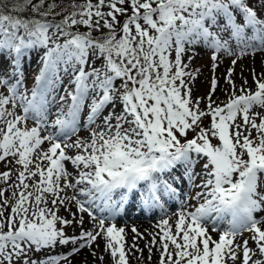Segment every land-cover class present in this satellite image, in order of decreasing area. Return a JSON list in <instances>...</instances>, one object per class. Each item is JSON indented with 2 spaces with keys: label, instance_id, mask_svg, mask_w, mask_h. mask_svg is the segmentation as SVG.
Returning a JSON list of instances; mask_svg holds the SVG:
<instances>
[{
  "label": "snow or ice",
  "instance_id": "6c2138e0",
  "mask_svg": "<svg viewBox=\"0 0 264 264\" xmlns=\"http://www.w3.org/2000/svg\"><path fill=\"white\" fill-rule=\"evenodd\" d=\"M29 7L31 16L20 15ZM262 12L251 0H0V162L10 157L19 166L11 184L12 169L0 173L7 184L0 188V264H72L85 248L97 258L100 240L111 264H130L137 253L143 260L145 249L148 264L154 250L158 264H264V216L256 215L264 211V73L252 70L254 90L246 78L239 88L233 79L238 60L264 52ZM197 46L211 50L213 75L207 95L193 100L200 70L188 71L183 57ZM33 53L40 68L27 87L23 64ZM221 55L235 59L226 99L217 102ZM85 107L89 136L82 138ZM177 180L200 191L155 232L133 226L129 244L114 222L129 195L143 210L164 212V197L179 199ZM72 203L91 229L83 230V215L58 214ZM74 222L81 232L69 236L64 226ZM244 231L250 236L238 243ZM41 251L48 254L34 259Z\"/></svg>",
  "mask_w": 264,
  "mask_h": 264
},
{
  "label": "rangeland",
  "instance_id": "374dc122",
  "mask_svg": "<svg viewBox=\"0 0 264 264\" xmlns=\"http://www.w3.org/2000/svg\"><path fill=\"white\" fill-rule=\"evenodd\" d=\"M251 3L256 5L257 10H264V5H260L259 0H251ZM264 12H262L263 14ZM121 21L123 20V18H120ZM62 42V41H61ZM35 53H33L30 57L26 58L24 60V73H25V84L27 87H31L32 84L34 83V76L38 73L39 68H40V57L37 54L34 58H32L34 56ZM175 53L173 52L172 54V59H174ZM191 56L192 59L191 61H189L188 57ZM249 56V55H248ZM245 56L242 59L238 60L236 66H235V71H234V75H233V79L235 81L236 86H239L238 83L244 78V74L247 72L248 67L247 65L245 66V58L248 57ZM252 56V55H251ZM235 59V57H229V56H225V55H221L220 58V63H219V68L220 71H222L221 76H223L222 78V84H221V89H222V94H221V98L217 101H223L226 99L225 97V93H224V89H230V86L226 83L225 81V76L227 74V69L231 66V60ZM184 63L189 64V69L188 71H194L196 69L200 70L199 75L197 76V78L192 82V84L190 85V87L192 88V98L193 100H195L197 97H201V96H206L208 91H209V87H210V79L213 75L212 72V60H211V50L207 49L204 46H197L195 47L193 50H190L189 52H187L185 54V56L183 57ZM90 63H92V61H90ZM101 63V60L97 59L95 61V66L99 67ZM217 70V69H216ZM216 70H215V74H216ZM61 78L63 81V85H67L69 82V75H65V74H61ZM117 83H119V81H117ZM59 87V93H63V86L60 85ZM255 86H252V89L254 90ZM2 90V89H0ZM238 94V93H237ZM59 98V95L57 94V100ZM119 104V102H118ZM120 106V110H122L121 105ZM202 107L204 105H201ZM86 108V107H85ZM108 109H104L103 111V115H107ZM53 112H54V108H53ZM87 112H84V109L82 111V115L80 118V126L81 129L78 133V135L82 138H86L89 136V132L87 131L88 129H85L83 127L84 123H85V118L87 116ZM51 119V117H50ZM103 119V116H101L98 120L97 123H100ZM238 122H242V121H238ZM29 126H31L32 121H29ZM204 126L207 127L209 120L208 118L204 119ZM188 134H190V136H192V132L190 131ZM195 134V133H194ZM252 135L255 136L256 133L253 130ZM76 136H72L70 141L75 140ZM213 143H217L216 140H213ZM43 147L46 149L48 147V144L45 143L43 145ZM68 154L69 155H74L75 154V150H68ZM11 160V158H7L5 162H0V173L8 170V169H12V178L7 182L8 184H11L14 180H15V175H16V169L19 167L18 165H16L14 162L13 163H9L8 161ZM70 162H68L67 164H69ZM204 161H201L199 164L196 165V172H200L202 165H203ZM71 164V163H70ZM72 167L74 168V166L72 165ZM68 169V167H67ZM74 170L76 171V169L74 168ZM183 170L182 169H177L175 172L172 173V177H178L180 176L181 172ZM172 177H169V179H171ZM196 183H199V179H197ZM179 189H180V196L179 199H175V198H168V197H164V212H161V210L158 208L157 210H152V211H147V210H143L140 202H139V197L137 196V200L138 203L136 204V208H132L131 212H130V219H135V220H149V218L151 217H145L144 215H147L148 213L152 212V217H154L155 219H157L156 221H159L160 219L165 217V214H169V217H172V214L174 212H176L180 205L181 202L186 200L189 197L195 196L197 191H200L199 188H193L190 187L189 184L184 181L181 182L180 180H177V185H176ZM0 188H7V184H5L3 181H0ZM6 196H10L11 195V190H7L5 192ZM176 201V202H175ZM189 203L192 205H195L197 203L196 200H189ZM131 202L129 204H127L126 206L130 205ZM144 211V215L142 216V218H139L138 216H135L134 214H136L139 211ZM8 211H10V209H8ZM96 212L97 215H100V212L98 209L94 210ZM123 212L122 211L119 215H122V217H119V215L116 217L114 222H127L129 221V219H123ZM7 214V213H6ZM58 214L62 217H65L69 220H74V219H79V217L81 215H83L84 218V224H83V230H89L93 227V222L90 219V217L88 216L87 213H75V217L73 216L74 213H70L65 207H61L58 209ZM257 217L259 218L260 216H264V211L258 212ZM113 221H106V223H112ZM65 227V231L66 233L71 236V235H79L81 232V226L77 223H73L70 226H64ZM210 231V229H209ZM216 233V232H215ZM212 234V233H211ZM217 235H213L215 236L214 238H218V233H216ZM250 236V233L247 231H244L240 234H238L237 236V242L238 243H242L243 239H246ZM250 246L251 247H255L254 243H252L250 241ZM72 245L69 244L67 246H57L55 249V253H66L68 251H70ZM54 253V254H55ZM48 253H46L45 251H41V252H34L32 253V256L34 259H41L43 257H45ZM103 255L104 256V260L100 261L99 259H97V263L98 264H111V259L109 257V255L105 252L103 253H99V256ZM152 264H158V258L153 259ZM143 264H147V263H143ZM229 264H231V262L229 261ZM236 264H240V261H237Z\"/></svg>",
  "mask_w": 264,
  "mask_h": 264
},
{
  "label": "bare ground",
  "instance_id": "6f19581e",
  "mask_svg": "<svg viewBox=\"0 0 264 264\" xmlns=\"http://www.w3.org/2000/svg\"><path fill=\"white\" fill-rule=\"evenodd\" d=\"M264 14V13H263ZM37 54L35 53L34 56L32 58H34ZM244 65L248 67L247 72L244 74V78L238 83L239 86H237V88H239L241 86V84L243 83V80L246 78L248 80V85L250 87L254 86L253 84V80H252V70L254 69L256 73H264V52H257L254 56L249 55L248 57L245 58V63ZM222 71H220L219 66L217 67L216 70V77L219 79V88L216 91L215 97L214 99H217V101L221 98V94H222V89H221V84H222V78L223 76H221ZM69 82V80H68ZM62 94V93H61ZM239 94V93H238ZM59 99V98H58ZM105 109L108 110H112V105H108ZM87 111V108H84V112ZM116 111L120 112V106L117 102L116 104ZM54 112H55V108H54ZM81 124V123H80ZM81 129V128H80ZM89 132V130H87ZM68 167V171L72 172L73 174L76 173V171L74 170V168L72 167V165L69 163L67 164ZM73 194L72 190L69 189L67 190V195L71 196ZM131 202L130 205L126 206V209L123 212V219H129V221L127 222H115V224L118 227H124L127 231V240L128 243L131 244L132 243V236L133 233L131 231L132 227L135 226L136 229L140 232L145 234V236H147V233L150 232H155L156 228L155 225L157 224L158 221H156L157 219H155L154 217H152V212L148 213L147 215H144V211H139L136 214H134L135 216L139 215V218H142V216L144 215L145 217H150L149 220H135V219H130L129 215L131 212L132 208H136V204L138 203L137 200V196H133V195H129L128 200H127V204H129ZM176 202V201H175ZM68 208H70V213H78L75 204L72 203L70 205H68ZM67 209V208H66ZM158 209V208H157ZM155 209V210H157ZM106 214V213H105ZM167 216L169 217V214H167ZM119 217H122V215H119ZM143 219V218H142ZM211 232V229H210ZM213 235H217L215 232H212ZM215 237V236H213ZM147 241L145 239H140L137 241V243L139 244V246L141 248H144V245ZM100 247L96 249L97 252V256L99 255V253H103V241L100 240L97 242ZM148 251L147 249L144 250L143 252V260L138 259L137 257L139 256V253L136 254V256H130L129 260H130V264H143V263H147L148 264ZM158 258V253L155 252L153 253L152 256V260ZM97 258H94L90 252L88 248L83 249L78 255H75L74 257H72V264H98ZM151 260V261H152ZM152 264V262H151Z\"/></svg>",
  "mask_w": 264,
  "mask_h": 264
},
{
  "label": "trees",
  "instance_id": "16d2710c",
  "mask_svg": "<svg viewBox=\"0 0 264 264\" xmlns=\"http://www.w3.org/2000/svg\"><path fill=\"white\" fill-rule=\"evenodd\" d=\"M34 2H35V0H34ZM57 2L59 3L60 0H57ZM77 2H80V0H77ZM63 3H64V4H67V3H69V0H63ZM57 11H59V9H57ZM20 15H22L23 17H29V16H31L32 13H31V9H30V7H29L28 9H26V10H25L23 13H21ZM57 19H60V17H57ZM80 31H86V29H85L84 27H81V28H80ZM105 31H106V30H105ZM93 35L98 37V36H100V33H99V32H94ZM193 136H194V133H193V132H192V136H190V134H188V138H189V139H191Z\"/></svg>",
  "mask_w": 264,
  "mask_h": 264
}]
</instances>
